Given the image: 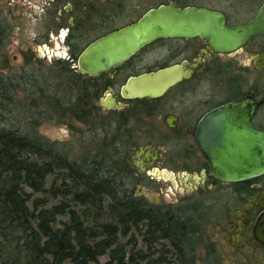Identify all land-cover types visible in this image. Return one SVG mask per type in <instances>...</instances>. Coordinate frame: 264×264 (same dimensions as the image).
<instances>
[{
  "label": "flooded vegetation",
  "instance_id": "af4514ba",
  "mask_svg": "<svg viewBox=\"0 0 264 264\" xmlns=\"http://www.w3.org/2000/svg\"><path fill=\"white\" fill-rule=\"evenodd\" d=\"M263 1L0 0V36L4 37V46L10 27L12 33L22 26L39 27L35 36L40 38L41 46L22 52V59L67 62L72 73L91 79L96 86L95 111L102 110L116 120L114 134L110 135L111 147L120 155L117 166L130 172L127 179L134 197L146 201L140 195L142 190H138L139 195L134 193L136 185L143 181L160 187L168 183L174 196H182L178 203L187 201L195 209L202 208L207 219L205 229L214 218L222 220L212 223L216 232L211 234L213 239L221 238L241 250L264 249L255 238L256 225L264 217V174L239 183L218 181L210 175L211 163L197 142L198 127L207 115L240 101L248 103L241 112L242 118L251 108L254 110L250 130L264 133V35L252 37L231 54L212 51L200 38L159 39L120 66L94 77L80 74L75 67L77 57L88 44L135 23L148 10L169 5L177 9L203 8L221 13L227 25L236 26L252 19ZM22 6L27 10L23 11ZM53 40L66 44L65 58L54 55ZM173 66L189 74L162 96L122 97L121 88L130 78ZM108 96L114 106H110ZM155 117L161 118L168 134H159L161 141L157 145L149 135L141 144H135L132 134L141 127L133 123L138 125ZM254 144L258 155L261 139H255ZM231 195L239 204L233 216L226 203Z\"/></svg>",
  "mask_w": 264,
  "mask_h": 264
},
{
  "label": "trees",
  "instance_id": "16d2710c",
  "mask_svg": "<svg viewBox=\"0 0 264 264\" xmlns=\"http://www.w3.org/2000/svg\"><path fill=\"white\" fill-rule=\"evenodd\" d=\"M32 63L0 75V264H196L201 246L202 264H220L202 208L134 197L109 134L76 161L39 133L70 118L88 124L96 86L67 62Z\"/></svg>",
  "mask_w": 264,
  "mask_h": 264
},
{
  "label": "water",
  "instance_id": "95a60500",
  "mask_svg": "<svg viewBox=\"0 0 264 264\" xmlns=\"http://www.w3.org/2000/svg\"><path fill=\"white\" fill-rule=\"evenodd\" d=\"M258 35H264V1L252 19L236 26L227 25L216 11L160 6L148 10L135 23L88 44L75 67L80 74L94 77L120 66L159 39L200 38L212 51L231 54ZM188 74L177 66L142 74L130 78L121 94L125 99L158 98ZM247 107V102L240 101L216 109L198 127L197 142L211 163L210 175L218 181L239 183L264 174V133L250 130L253 108L242 118L241 112ZM255 139L262 141L258 155L254 153ZM255 238L264 246V217L256 225Z\"/></svg>",
  "mask_w": 264,
  "mask_h": 264
},
{
  "label": "rangeland",
  "instance_id": "374dc122",
  "mask_svg": "<svg viewBox=\"0 0 264 264\" xmlns=\"http://www.w3.org/2000/svg\"><path fill=\"white\" fill-rule=\"evenodd\" d=\"M23 4V3H22ZM22 10H27L23 8ZM27 29V33H23V30ZM12 27H10V34L7 40L4 41V46L0 48V75L6 77L9 74L19 72L20 68L24 65V60L22 59V52L27 49H34L35 47L41 46L40 38L35 36V33L40 30L39 27H33L28 25L27 27H20L16 33L11 32ZM37 34V33H36ZM35 36V37H34ZM92 36L90 38H93ZM52 52L54 55L60 56V58H65L68 55L67 47L64 42H58L53 40ZM58 58V57H57ZM55 59H40L41 62L32 63L31 66L35 69L40 67L44 69H53L54 66L51 64ZM62 60V59H61ZM16 100L22 101L23 95L17 93L15 96ZM96 104V103H95ZM113 116L110 114H105L104 111H92V115L88 118V124L84 122L77 121L75 119H67L65 124L51 125L43 124L39 127V133L48 139L52 143L60 145L65 153L68 154L69 158L72 160L80 161L81 154L91 145L97 147L99 145V139L102 138L106 133L114 134V123ZM146 122L140 123L137 127H141L140 130H135L132 134V141L135 144H141L144 139L150 136L153 143H158L161 141L159 134H168L166 128L160 117H155L152 119H146ZM90 128V129H89ZM106 130V131H103ZM91 130L93 132H91ZM98 136V137H93ZM96 140L95 144L92 140ZM157 145V144H156ZM146 181V180H145ZM232 189V187L230 188ZM138 190H142V197L149 203L154 204H169L177 205L178 201L182 197L181 195L172 194L170 185L168 183L162 184V186L156 185L154 182L150 183L149 180L136 185L134 193L139 195ZM184 195V193H182ZM38 196V195H37ZM36 196V197H37ZM234 196L227 198L226 203L231 209V214L233 216L234 210L239 207L235 201ZM170 205V204H169ZM217 215V213L215 214ZM233 218V217H231ZM215 221L221 222V219L214 218L212 222L208 224L205 229L206 240L214 248L216 252V259L220 264H264V249H236L227 245L221 240V238L213 239L211 234L216 233L215 230L211 228L212 223ZM211 240V241H210ZM205 247H200L197 249V261L196 264H202L206 249ZM105 262V258L99 260L100 264Z\"/></svg>",
  "mask_w": 264,
  "mask_h": 264
}]
</instances>
